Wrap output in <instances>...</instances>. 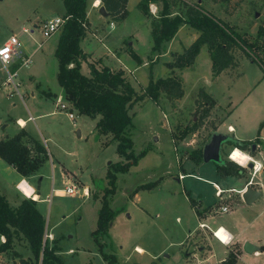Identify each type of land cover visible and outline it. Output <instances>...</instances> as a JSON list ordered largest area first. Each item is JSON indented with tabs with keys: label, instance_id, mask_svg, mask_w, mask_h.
<instances>
[{
	"label": "rangeland",
	"instance_id": "1",
	"mask_svg": "<svg viewBox=\"0 0 264 264\" xmlns=\"http://www.w3.org/2000/svg\"><path fill=\"white\" fill-rule=\"evenodd\" d=\"M93 1L86 0V15L93 31L82 46L96 59L85 61L83 74L90 75L89 63L97 64V68L107 63L113 70L124 66V78L137 94L143 93L150 77L183 74L184 90L178 99H168L161 92L157 103L144 97L128 108L132 126L127 133L133 141V150L136 154L145 152L127 172L117 173L116 190L109 201L116 213L108 237L100 240L102 250L94 241L92 231L96 228L101 195L107 186V169L123 158L116 152L111 134H99L95 128L99 115L92 118L78 113L63 95L62 102L74 115V119L69 118L55 103L56 92L62 94L61 89L57 90L58 60L54 54L61 29L45 39L40 26L44 19L64 15L62 0H0V42L16 32L19 39L26 37L30 52L36 49L27 65L22 61L30 53L21 54L12 68H9L12 64L8 65L9 72L17 68L14 80L20 83L19 93L12 84L2 83L6 70L0 64V135H11L17 129L16 117L27 119L32 115L36 117L27 121V128L40 141L42 136L50 137L47 143L41 141L47 159L39 168V175L28 182L35 184L42 198H47L37 207L45 218L48 239L56 240L57 254L63 264H198V261L211 264L206 259L208 239L201 231L203 228H198L188 195L218 201L212 182L204 180L210 178V171L217 167L215 161L200 159L195 150L203 148L213 132L235 139H258L264 135V123L260 127L264 121V70L256 58L251 60L242 50L234 48L236 65L214 78L205 45L201 46L192 66L169 68L167 63L199 34L194 28L182 24L170 40L153 52L150 21L161 14L162 2L151 3L150 15L146 16L137 8L139 0H127L128 15L118 21L99 12L101 4L93 8ZM187 4H200L233 26L256 45L255 51L264 62V36L257 35L258 25L264 22V0H168L167 11L170 16H184ZM89 26L86 30H90ZM22 27L34 28L33 34L29 36ZM22 49L23 44L19 50ZM130 49L141 58V63L130 55ZM106 55L112 57L106 61ZM115 57L119 58V63ZM201 89L213 98L212 107L203 103L199 95ZM206 108L208 115L203 118ZM51 111L55 114L48 116ZM194 123H198V127L189 131ZM228 124L233 126L234 132H229ZM184 130L188 131L183 133ZM263 144L261 141L260 147L256 144L253 150H246L262 163ZM232 148L225 141L222 143L221 160H229ZM66 168L75 174L70 176ZM15 172L0 169V184L7 192V201L12 203L13 197L22 192L27 196L22 194L23 198L34 200L33 189L26 181L19 185L22 192L15 188ZM61 172L72 179L77 194L69 196L62 195V190L52 191L51 187L63 189L66 186ZM179 172L191 175L178 180ZM241 175L244 178L239 180L240 184L250 177V170L242 169ZM253 176L255 183L259 179L264 182V169ZM82 187L88 188V196L80 193ZM245 206L237 207L231 215L244 224L253 222L247 226V232L257 229L260 223L264 227V190L254 205ZM213 220L212 229L223 223L218 213ZM212 240L217 244V239L212 237ZM139 248L142 250L137 251ZM232 252L236 254V250ZM103 253L113 254L115 261L109 263L111 258L105 259ZM259 258L261 262L264 256ZM22 260L27 264H39L25 237L17 233L11 248L0 253V264H23Z\"/></svg>",
	"mask_w": 264,
	"mask_h": 264
},
{
	"label": "trees",
	"instance_id": "2",
	"mask_svg": "<svg viewBox=\"0 0 264 264\" xmlns=\"http://www.w3.org/2000/svg\"><path fill=\"white\" fill-rule=\"evenodd\" d=\"M65 13L68 16L64 22L55 48L58 60L57 80L63 90L64 98L80 114L95 118V128L99 134H111V139L116 142V152L123 158L121 162L111 163L107 169V186L101 195V206L98 210L96 228L92 231L94 241L102 250L101 238L108 237L110 223L116 213L110 205V197L116 190L117 173H125L136 165L144 150L136 154L133 150V141L127 129L132 126V116L128 108L148 97L153 102H158L161 92L168 99H178L183 96V81L181 76H166L153 79L149 78L143 93L137 94L131 84L124 78L123 69L113 70L108 66L100 69L89 63V76L81 72V62L86 61V54L80 47L84 38L86 26L89 22L86 15V0H62ZM162 2L163 9L158 17L150 21L152 47L151 51H158L163 42L170 40L182 24H188L199 34L185 47L183 52L176 54L169 68H184L192 65L202 45H205L211 60V73L215 77L223 70L236 65L233 49L242 50L251 60H258L264 70V62L256 53V45L247 37L239 34L233 26L222 21L211 12L205 10L200 4H187L185 15L170 16L167 11L168 0H139L137 8L146 16L150 15L149 5ZM127 0H101L108 13V18L122 20L128 15ZM257 35L264 36V22L257 27ZM130 55L141 63V58L130 49ZM120 87V89H118ZM199 95L205 105L212 107L213 98L204 89ZM209 109H204L202 117L208 115ZM264 121L260 124L263 125ZM194 123L189 131L198 127ZM188 130H184L186 133ZM226 143L232 147H240L246 151L251 148L255 140L229 138ZM202 159V148L195 150ZM45 146L32 137L26 130L20 129L12 137L0 139V158L12 166L21 176L29 177L38 171L47 159ZM217 169L226 175H241L242 168L230 160L216 163ZM190 199L191 205L194 200ZM20 233L28 242L34 259L39 264H63L57 254L59 247L56 240L45 237V218L38 210L36 201L24 198L19 205L12 207L6 197L0 193V253L10 249L13 237ZM105 259L111 258L109 263L115 261L113 254L103 253ZM236 254L229 252L226 259L220 264H234ZM23 264H27L22 260Z\"/></svg>",
	"mask_w": 264,
	"mask_h": 264
},
{
	"label": "crops",
	"instance_id": "3",
	"mask_svg": "<svg viewBox=\"0 0 264 264\" xmlns=\"http://www.w3.org/2000/svg\"><path fill=\"white\" fill-rule=\"evenodd\" d=\"M93 3H94V1H93ZM92 7L94 8L93 4H92ZM87 16H88V14H87ZM44 20H46V19H44ZM44 20H42V22ZM88 22H89V25H90L89 26L90 27V30H86V35L80 41V47L82 48L83 52L86 54V61L87 62H89V61L92 62V60H94L96 58H92L91 57V54L89 52H87L85 50V48L82 46V44L85 41V39H88V35H92L91 34V31H93V29H92V24H91L89 18H88ZM33 26L34 27L38 26V23L36 25L34 24ZM24 28H27V27H22V31H23ZM31 29L33 30L32 33H27L29 36L32 35L33 32H34V28L31 27ZM12 34L18 35L16 32H12V33L9 34V36L12 35ZM9 36H6L0 42V44H2L3 42H5L8 39ZM196 36H195V38H196ZM25 38H20L21 44H23V47H24V49L20 50V53L22 55H24V56H26L27 53H30V56L28 58H29V60H31V54H33L36 49H33V51L30 52L29 51V48H28V46L26 44ZM108 57H112V56L106 55V61L109 60ZM98 58H100V57H98ZM117 59H119V58L115 57L116 62L119 63ZM102 60H103V58H102ZM195 60H196V58H195ZM195 60H194V63H195ZM15 61H17V59L14 60L11 63L12 65L10 64L11 66L9 68H12L13 63ZM103 62H104V60H103ZM86 63H85V61H82L81 62V67H82L81 70L82 71H84L83 70L84 69L83 66ZM210 64H211V60H210ZM238 64H239V62H238ZM95 65H96V67L98 66L97 64H95ZM104 65L105 66H108L110 69H112L111 68V65H108L107 63H103L102 66H104ZM192 65H190V66H192ZM119 67H121V69H124V66L123 67L122 66H119ZM98 69H100V68H98ZM16 70H17V68H16ZM223 71H227L228 72L230 70L227 68V69H225ZM84 74L87 75L86 72H84ZM218 75L215 76L214 78L218 77ZM181 77H183V74H182ZM29 78H32V77H29ZM19 87H20V83H19ZM60 89H61V93L62 94H59V91H57V90H60ZM57 90H56L57 91L56 94L57 93L58 94H57V97H56V102H55L56 104L58 103V100L60 98H63V95H64L63 94V90H62V88L60 86H59V88ZM31 95H33V92H31ZM53 95H55V93H53ZM74 110H76V109H74ZM54 114H55V111H51V112H49V115L48 116H52ZM35 117L36 116H32V115H29V117L27 119H23L22 117H19V116L16 117L15 118V121L17 122V129L15 131H13V133L11 135H6V136H1L0 135V139L12 137L20 129H24L32 137H34L35 139H37V140L40 141V139L37 138V137H35L34 134L27 128V121L30 118H31L30 120H34ZM229 127H230V129H233V126L231 124H228V129H229ZM229 132H234V131H229ZM49 139H50V137L48 138V137L42 136V140L41 141L44 142V143H47L49 141ZM247 140H255V143L254 144L255 145L258 144L259 147H260L261 146L260 145L261 144V141L264 143V135H262V137L261 138H258V139H247ZM251 150H252V146H251ZM215 168H216V166H215ZM0 169L1 170H8L10 172L16 171L12 166H10L8 163H6L2 158H0ZM216 169H215V171H212L211 170L210 173H209V176H211V177L210 178H204V180H206L208 182H215V183H217L220 186V188L224 189V192L222 193V199L221 200L218 198V201H213V200L207 199V197L205 199H202V198L201 199H195V197H192V196L190 197V195H188V201H189V204L190 205H191V203H190V199L189 198H192L195 201L194 202V205H191V208L195 212V216H196V218L198 220V224L199 223H205L210 229H212V225L211 224L214 222L213 219L216 217V215L218 213V214H220V218L222 219V222H223V223L219 224V226L226 227L231 232V234H232V243H231V245H223L219 241L217 242V244L216 243L214 244V242L212 240V237L213 236L210 234L211 231L208 228L204 229L205 227H203V229H201V231H204L205 232L206 238L208 239V245H209V248H208L209 251H208V255H207L206 259L209 260V261H211V264H220L223 260L226 259L227 255L229 254L230 251L236 250V260H235V263L234 264H264V259L260 262V258H259L261 256H264V227H263V224L260 223L259 226L257 227V229H255L254 231L247 232V230H246L247 229V226L253 225V222L249 221L246 224H244L243 221H241V220L240 221H237V219H235L231 215L232 211H235V209L237 207H240V206L246 207L245 205H248V207H251L252 205H254V203H255V201L257 199L255 201H253L251 204H246L242 200L241 195L237 192V190L242 189L244 187V185H245V182L246 181L244 183H242V184L239 183V180L242 179V178H244L243 175H226V174H224V173H222L220 171H217L218 169L217 170ZM65 170H67V172H68L67 174H69L70 176H73V174H72V173H74L73 171H69V169H67V168ZM16 172H15V175H13L17 179V181L15 182V188L17 187V184H18V188H20L19 185L23 181H26L32 187V189H33L32 199H34L36 201V206H37L38 203H41L42 201H44L45 199H47V198H44V197L42 198L41 197V193H40L39 190L36 191L35 184L28 182V180H30L32 177H35V176L39 175V169H38V171H36L35 174L30 175L29 177H23L18 172L17 173ZM61 174H62V180L65 181L64 183L66 185H69V184H72L73 183V181H71L72 179L70 177H68L65 174V172H61ZM179 175H185V176L183 178H180ZM179 175H178V178L177 179L178 180L179 179H182L183 180V179L186 178L187 175H191V174L190 173L184 174V173L179 172ZM196 178H199V177H196ZM258 182L264 184V182L261 181L260 179H259ZM52 188H54V187H51V189ZM252 188L257 189L256 186H253ZM54 189H56V188H54ZM229 189H231V190H229ZM60 190L61 189H58L57 191H60ZM214 191H215V189H214ZM0 193L3 194L6 197V199L8 200L7 192L1 186V184H0ZM22 194L26 196V194H24V192H22L20 195L19 194H16V197H13L12 203L9 202V204L12 207H16L17 205H19V203L24 199L23 196H22ZM58 195H61V194H58ZM220 205H223V206L224 205H227L228 206V211L227 212H224V213L221 212L220 209H219V206ZM38 210L41 212V210L39 208H38ZM41 214L43 215L42 212H41ZM225 214H226V216H225ZM198 228H200L199 225H198ZM189 234H190V232H189ZM245 242H249V243L253 244L254 246L256 244H258L259 247H256L255 246L256 250L253 251V252H250V253L245 252L244 249H243V245H244ZM71 250L72 249H69V251H71ZM222 251H223V254L220 255V253Z\"/></svg>",
	"mask_w": 264,
	"mask_h": 264
},
{
	"label": "built area",
	"instance_id": "4",
	"mask_svg": "<svg viewBox=\"0 0 264 264\" xmlns=\"http://www.w3.org/2000/svg\"><path fill=\"white\" fill-rule=\"evenodd\" d=\"M68 18V16L66 15H63V16H54V17H50L46 20H44L40 26V32L42 34V37L47 39V38H50L53 34H55L56 32H58L64 22L66 21V19ZM111 26H113V22H111ZM32 29L30 28H24L23 29V32H26V33H32ZM13 40H14V43H13ZM21 41L18 37V35L16 34H12L8 37V39L3 42L2 44H0V49H3L5 47H9L10 48V51L8 53V58L7 60L5 59V57L3 55H0V64L3 66V68L6 70V76H5V79L2 83H4L5 85H10L12 84L14 90H16L17 93L18 92V87H19V82H15V77L17 76V70L15 71H12V72H9L8 71V65H10L14 60L18 59L19 56H21V53H20V50L19 48L21 47ZM29 58L28 57H25L22 61V64L23 65H27L29 63ZM63 101V98H60L58 100V103L57 105H59V110L61 111H64L69 118H74V115L73 113L69 112L68 110V105H66ZM31 119V118H30ZM230 129V127H229ZM233 148H236V147H233ZM232 148V149H233ZM231 150V149H230ZM228 157H229V153H228ZM254 168V165H252L251 168H247V170H250V177H248V179L246 180L245 182V185L242 189L240 190H237V192L241 195L242 192L245 191V189L247 187H253L254 185L257 187L258 190L262 191L264 190V184L260 183V182H257L255 183L254 181V176L252 174V170ZM185 175H179L180 178H183ZM213 186H214V189H215V196L217 198H219L220 200L222 199V193L224 192V189L220 188V186L215 183V182H212ZM17 188H18V184H17ZM19 191L22 192L21 188H18ZM58 189H54L52 188V191L55 193ZM63 191L62 195H69V196H73L75 194L78 193V190L77 188L73 185V184H69V185H66L63 189H61ZM231 190V189H229ZM80 193L82 195H85V196H88V188L86 187H83L81 188L80 190ZM219 209L221 212H227L228 211V206L227 205H220L219 206ZM226 210V211H225ZM200 228H208L210 231H211V234L212 236L217 239L213 233L216 229H218L220 226H217L215 229H210L205 223H199L198 224ZM45 237L49 238L47 232L45 233ZM3 238V237H2ZM217 241H219L217 239ZM232 243V242H231ZM231 243L229 245H231Z\"/></svg>",
	"mask_w": 264,
	"mask_h": 264
},
{
	"label": "water",
	"instance_id": "5",
	"mask_svg": "<svg viewBox=\"0 0 264 264\" xmlns=\"http://www.w3.org/2000/svg\"><path fill=\"white\" fill-rule=\"evenodd\" d=\"M99 12H101L104 16H108L107 11L102 5L99 7ZM229 138L230 137H228L226 134L220 132H213L209 138V141L202 148V160L205 162H211V161H215L216 163L221 162L222 160L220 158V149L222 143L224 141L226 142V140H228ZM255 147L256 145L253 144L252 150ZM252 165L253 164L250 163L248 168H251ZM260 196H261V191L252 187H247L245 191L242 192L241 194V198L246 204H251ZM243 249L245 252L248 253L256 250L255 246L249 242L244 243Z\"/></svg>",
	"mask_w": 264,
	"mask_h": 264
},
{
	"label": "clouds",
	"instance_id": "6",
	"mask_svg": "<svg viewBox=\"0 0 264 264\" xmlns=\"http://www.w3.org/2000/svg\"><path fill=\"white\" fill-rule=\"evenodd\" d=\"M100 4H101V0H94L93 6L98 7ZM151 7L152 6L150 5V9ZM13 43H14V40H13ZM9 51H10L9 47L0 49V55H3L5 59L7 60ZM230 131H234V129H230ZM228 159L242 169H247L250 163L253 164L254 165V168L252 170L253 175L259 174L261 170L264 169V163H262L260 160H257L255 157L250 155L247 151L242 150L240 147L234 148L230 152ZM213 235L223 245H229L232 242V234L224 226H220L218 229H216ZM137 251H141V250L137 249ZM198 264H199V261H198Z\"/></svg>",
	"mask_w": 264,
	"mask_h": 264
},
{
	"label": "bare ground",
	"instance_id": "7",
	"mask_svg": "<svg viewBox=\"0 0 264 264\" xmlns=\"http://www.w3.org/2000/svg\"><path fill=\"white\" fill-rule=\"evenodd\" d=\"M22 190V189H21ZM140 249V248H139ZM140 250H142V249H140Z\"/></svg>",
	"mask_w": 264,
	"mask_h": 264
}]
</instances>
